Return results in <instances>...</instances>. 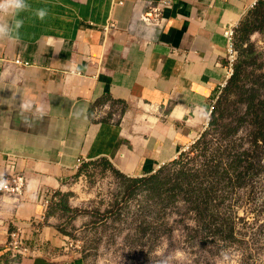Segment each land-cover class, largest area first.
I'll use <instances>...</instances> for the list:
<instances>
[{
	"label": "crops",
	"instance_id": "obj_1",
	"mask_svg": "<svg viewBox=\"0 0 264 264\" xmlns=\"http://www.w3.org/2000/svg\"><path fill=\"white\" fill-rule=\"evenodd\" d=\"M159 1L27 0L47 17L21 13L19 42L0 41V176L27 179L22 196H0V264H10L9 233L24 227L31 239L34 222L44 247L14 264H77L42 224L49 195L85 161L153 173L205 125L231 75L225 31L258 0H172L162 28L145 25L140 15Z\"/></svg>",
	"mask_w": 264,
	"mask_h": 264
},
{
	"label": "rangeland",
	"instance_id": "obj_2",
	"mask_svg": "<svg viewBox=\"0 0 264 264\" xmlns=\"http://www.w3.org/2000/svg\"><path fill=\"white\" fill-rule=\"evenodd\" d=\"M250 42L259 56L243 84L264 100V36L254 32ZM223 96L221 90L205 125L178 158L147 176H122L102 159L81 163L48 198L42 224L63 236L58 250L77 264H264V144L255 153L259 170L218 207L231 222L229 236L203 228L184 193L172 188L202 173L218 155L252 150L255 126L246 101L231 96L213 122ZM138 177L145 180L135 182Z\"/></svg>",
	"mask_w": 264,
	"mask_h": 264
},
{
	"label": "trees",
	"instance_id": "obj_3",
	"mask_svg": "<svg viewBox=\"0 0 264 264\" xmlns=\"http://www.w3.org/2000/svg\"><path fill=\"white\" fill-rule=\"evenodd\" d=\"M236 32L238 56L232 67L231 75L222 88L225 99L218 100L214 106L212 113L214 117L217 113V117L213 118V122L224 115L226 103L231 96L238 97L240 101H246L248 113L251 115L255 126L252 132L253 148L252 150L244 149L227 153L224 155L226 156L224 159L219 158L218 155V159H215L202 173L183 177L172 187L184 193L186 201L196 212L203 228L214 229L217 233L227 236L232 234L233 228L228 217L220 215L218 207L231 189L246 184L247 180L259 170L258 154L255 153L264 144V100H258L254 89L245 87L243 84L245 78H250V74H246V69L255 65V57L258 55L254 44L250 42V36L254 32H260L264 36V0H258L247 12ZM261 77L264 79V73ZM262 85L264 86V80ZM102 160H104L106 167L115 170L108 160ZM121 175L125 176L124 174ZM133 180L140 182L144 181L145 178L138 177Z\"/></svg>",
	"mask_w": 264,
	"mask_h": 264
},
{
	"label": "built area",
	"instance_id": "obj_4",
	"mask_svg": "<svg viewBox=\"0 0 264 264\" xmlns=\"http://www.w3.org/2000/svg\"><path fill=\"white\" fill-rule=\"evenodd\" d=\"M172 0H160L156 5H149L148 11L140 15V20L147 26H153L162 28L163 26V13L162 9L164 7L170 6ZM114 25H111L110 28H114ZM108 28H105L107 31ZM236 35L237 32L234 28L227 29L225 31V36L227 38V65L229 70L232 72V67L237 59L238 51L236 48ZM14 64L27 66L29 63L22 61L20 59L14 60ZM213 107H211L212 110ZM210 110V112H211ZM209 112V113H210ZM82 163V162H81ZM9 166L13 167L12 163ZM162 164L159 166V169L165 166ZM27 187V179L23 174L20 173H5L0 176V196L12 195L20 197L25 193ZM44 204L47 206L49 204V199L44 201ZM32 226L34 231V236L31 239H28L24 227H17L13 229L8 235V241L6 243V249L9 256V263L14 264L20 258L26 256H36L41 252L44 247V243H41L37 235L40 233L41 226L40 223L34 222L29 223Z\"/></svg>",
	"mask_w": 264,
	"mask_h": 264
},
{
	"label": "clouds",
	"instance_id": "obj_5",
	"mask_svg": "<svg viewBox=\"0 0 264 264\" xmlns=\"http://www.w3.org/2000/svg\"><path fill=\"white\" fill-rule=\"evenodd\" d=\"M31 11L36 19L44 21L48 15L46 8L32 9L27 0H0V41L19 42L20 30L24 26L21 13ZM31 105H21L22 112L30 110ZM81 115L80 112L76 114Z\"/></svg>",
	"mask_w": 264,
	"mask_h": 264
}]
</instances>
